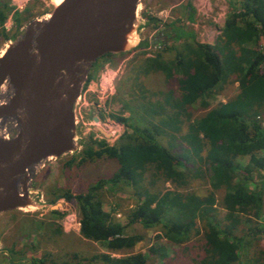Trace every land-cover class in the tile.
I'll list each match as a JSON object with an SVG mask.
<instances>
[{
	"label": "trees",
	"instance_id": "1",
	"mask_svg": "<svg viewBox=\"0 0 264 264\" xmlns=\"http://www.w3.org/2000/svg\"><path fill=\"white\" fill-rule=\"evenodd\" d=\"M232 1L214 43L195 41L194 34L184 24L177 30L176 19L164 24V30L169 27L173 30V40L182 41L175 48V55L168 58L164 52L174 47H168V39L157 41L163 49L138 62L136 68L133 66V84L142 99L129 106L128 117L112 114L113 119L123 124L122 134L111 145L105 139L97 142L89 135L83 140L81 151L65 163L81 167L106 157L116 162V170L89 183L82 192L73 194L70 188L63 187L57 189V194H53L54 190L45 192L49 203H55L58 197L74 203L80 235L110 251L82 257L75 264H148L146 254L129 252L143 236L126 234L125 225L103 208L100 190L114 189L119 184L131 186L135 196L126 224L138 223L145 229L157 227L159 237L177 245L202 234L204 256L197 264H240L244 243L264 231L261 223L264 181L256 184L253 180L254 173L264 172V51L259 47L264 37V0ZM188 8L189 19L194 9L190 4ZM9 10L6 1L0 2V24ZM26 17L23 13L15 15L16 32ZM147 20L157 21L151 16ZM155 27L160 28L158 24ZM15 35L0 30L4 40ZM139 45L147 46V42ZM112 55L102 57L107 60ZM157 72L166 81L175 79L177 87L154 91L160 95L159 99L145 98L144 80H150ZM229 74L236 76L238 93L215 105L204 101V96L219 87ZM118 84L115 83L116 90L120 89ZM198 99L202 100L204 112L196 116L193 105ZM122 102L126 107L128 102L123 99ZM243 156H248L249 162L241 166L237 158ZM199 176L210 184L208 195L164 191L161 185L170 182L182 186ZM220 189L224 193L222 218L213 208V194ZM48 215L55 219L63 212L55 209ZM43 225L34 219L21 221L20 236L29 238L34 234L35 237ZM54 230L55 234H62L58 226ZM14 244L4 249L7 252L4 263H24L21 256L15 258L12 254L26 252L34 246L22 245L25 249L21 251ZM113 253L122 255L116 257ZM48 255L34 257L31 262L38 264ZM246 263L264 264V256H251Z\"/></svg>",
	"mask_w": 264,
	"mask_h": 264
},
{
	"label": "rangeland",
	"instance_id": "2",
	"mask_svg": "<svg viewBox=\"0 0 264 264\" xmlns=\"http://www.w3.org/2000/svg\"><path fill=\"white\" fill-rule=\"evenodd\" d=\"M4 1L8 3L9 7L10 0H0V2ZM194 1L195 0H140L137 6V19L139 26L135 39L131 43V48L127 51L113 54L107 58V60L104 57H100L92 64L88 73L90 78L86 81V83L92 86L104 64L109 63L111 66L121 65V70L116 79L117 84L119 83L118 86H120V89L117 88L116 90L115 86L113 94L109 95L101 102V106L105 107L107 113H105L106 116L103 114L102 117L100 116L101 118H104V120L102 119L100 127L96 128L87 124L90 122L91 116L96 115L97 113L99 114V111H96V105L91 103V105L84 108L82 120L87 123L84 125L79 120V123L76 125V141L79 143V148L76 152L66 153L57 158H50L49 160L44 161L42 165L37 164L30 167V180L28 183L30 195L33 199L43 201H40V203H45L46 206L40 208L25 207L23 209H14L0 213V264L1 262L2 264H8V262L4 263L6 261L4 258L7 256V252L4 251V249L14 243V245H16V249H20L21 251H23L22 249H25L22 248V245H34L31 250L27 249L26 252H15L12 254L15 258L17 256H21L24 259V263L22 262L21 264H35L31 262L32 258L43 257L45 254L50 255L38 264H64L65 262H72V264H75V262L82 257H88L95 253L110 252L102 244L84 239L80 235L79 228L78 230L74 228H72V230H67V227V229L63 228L62 222L66 214H72L76 220L78 219L76 207L74 203L69 202L62 197H58L55 203H49L45 192L47 190H54L53 194H57V189L61 187L70 188L73 194L82 192L89 183L94 182L99 177L109 176L116 170V162L113 159L106 157L87 162L81 167H76L75 163L71 166H66L65 163L72 156L77 155L81 151L83 148V140L85 141L89 135H91L93 140H96L97 142L101 141V134L99 132L100 128L108 131L110 126L115 124L121 129H125L122 123H117V121L112 118V114L128 117L130 115L129 106L134 104V101L142 99L140 98L141 93L139 89L133 84L135 72L132 68L134 65V68H136L137 63L142 61L144 58L152 57L156 51L163 49V45H159V43L154 40V38H156V33L159 30L155 27L156 24L165 29L164 24L175 22L176 19L177 22L174 24L176 29L184 24V26L190 29L194 34L195 41L210 44L214 43L216 37L220 33H218L216 28L214 29V27H217L219 23L217 22L216 24L214 22L213 24L212 20H216L221 13L217 16V14L213 12H222L227 9L230 11V4H228L229 7H227L224 0H210L211 4L216 3V7L211 6L212 10L208 12L205 17L198 15L197 17L201 19L202 23L197 22L195 26L189 22L190 20L187 21V16L190 11L188 4L192 5L194 12H196L193 4ZM225 1L229 3L230 0ZM238 1L239 0H233L232 3H238ZM54 7L55 0H30L25 5L23 10L19 12L27 16L26 21L23 22L17 32L15 30L8 32L9 35L16 33L14 37H11V40L17 38L30 21L36 18H43L47 13H50ZM147 16H151L157 21L148 22ZM210 17L213 19L210 20ZM221 17L222 16L220 15V18ZM208 19L212 21L211 25L203 22V20L206 21ZM203 23L204 28H212L211 33L209 32V34L206 35L205 32H203V27L201 26ZM169 34L171 35V39L168 38V47H174V49L166 50L164 52L166 58L173 57L175 55L174 50L182 41L181 39L173 40L175 37L173 30L169 32ZM189 39L190 38L187 40ZM140 41L147 42V46L145 45L140 47ZM7 42L8 40H4L0 37V53L5 49ZM153 44H156L155 49ZM149 46L154 49L151 56H147L145 51V48ZM259 47L262 51H264V37L261 39ZM159 73H154L150 80L145 76L142 77L143 80L145 78L148 79L144 80L147 82L145 83L146 86L144 93H142L145 95V98L159 99L160 95H155L154 91L177 87L175 79L166 81L163 74ZM125 78L127 79L124 80ZM238 91L239 89L236 76L229 74L219 87L217 86L214 91L210 92L207 96H204L203 99L210 105H215L218 102H225L229 98H232L238 93ZM89 98L91 102L95 101V103H99L95 100L94 96L89 95ZM122 99L125 102H128L126 107H124ZM201 101L202 100L198 99L195 105H193L195 108L194 115L196 116L204 112ZM8 123L9 121L5 122V124ZM107 141L106 142L110 145L115 142L113 138H110ZM237 159V163L241 166L246 165L249 162L248 156L239 157ZM253 180L256 184L263 183L264 172H261V174L254 173ZM158 185L160 186L159 183ZM161 185L164 191L174 189L180 192H194L201 196L208 195L211 191L208 180L205 177L200 176L194 180H190V182L182 186H177V184L170 182H164ZM250 185L252 186L254 183L250 182ZM133 193V188L125 184H119L114 189L102 188L100 190L103 208L110 212L116 221L125 225V233L140 234L143 236V239L137 242V244L130 249L129 252H142L146 254L148 264H197V262L204 256V240L201 237V233L194 235L186 242L177 245L170 243L163 237H159L160 232L157 227L145 229L138 223L126 224L127 215L135 205V196ZM223 194L222 189L213 194V208L215 210V214L220 218L225 215V209L223 208L222 203ZM57 204L59 205L56 210L62 211L63 215L59 218L53 219L48 214L50 210H52L50 207ZM26 219H34L38 222L40 221L44 223L43 227L38 229L39 231L37 230V235H35V237L34 234L29 238L20 236L21 232L19 230L21 227V221ZM261 223H264V220H262ZM56 226L61 229L62 234H55L54 229ZM200 232H202V228H200ZM31 240L33 243H31ZM74 253H76V257L73 256ZM112 255L117 257L122 254L113 253ZM251 256L254 258L257 256L262 258L264 256V231L259 234H255V237L244 243L240 257V264H247V259L251 258ZM100 264L104 263L101 262Z\"/></svg>",
	"mask_w": 264,
	"mask_h": 264
},
{
	"label": "water",
	"instance_id": "3",
	"mask_svg": "<svg viewBox=\"0 0 264 264\" xmlns=\"http://www.w3.org/2000/svg\"><path fill=\"white\" fill-rule=\"evenodd\" d=\"M139 1L63 0L8 40L0 56V213L46 206L30 195V167L77 151V98L98 58L131 48ZM7 121L18 129L9 139Z\"/></svg>",
	"mask_w": 264,
	"mask_h": 264
},
{
	"label": "built area",
	"instance_id": "4",
	"mask_svg": "<svg viewBox=\"0 0 264 264\" xmlns=\"http://www.w3.org/2000/svg\"><path fill=\"white\" fill-rule=\"evenodd\" d=\"M30 0H10L9 7L10 11L7 13L5 19L3 22L0 24V30H4L6 33L10 31L15 30V22H14V17L17 13L21 12L25 5L29 2ZM194 8L196 9V13L200 15L201 17H205V15L208 14L212 10L213 4H211L210 0H195L194 1ZM212 6V7H211ZM222 15V13H221ZM220 17V15H219ZM217 24L218 20H213ZM209 28V27H208ZM217 29L218 33H220L221 26L218 25L217 27L215 26L214 29ZM211 31H206V35L209 34ZM9 40V39H7ZM156 44H153L154 49L156 48ZM152 47H146L145 51L147 56H151L152 52L154 51ZM121 70V65L119 66H111L109 63L104 64V66L101 68V71L97 75L95 79V83L92 85L88 84L85 82V84L82 87L81 93L79 94L76 104H75V117H76V122L77 124L79 123V120L85 125L87 122L83 121V113H84V108L88 105H91L93 103L96 105V111H99V114L97 113L96 115H93L90 117V122L87 124H90L93 127H100V124L102 123L101 118L103 115L106 116L105 113L107 111L105 110V107H102V101L108 97L109 95L113 94L115 90V82L118 77V74ZM89 95L94 96L95 100H97L99 103H95V101H90ZM92 98V97H91ZM103 114V115H102ZM101 116V117H100ZM106 120V119H105ZM118 123V122H117ZM105 124V123H104ZM115 126V128H114ZM113 127V128H112ZM101 130L102 128L99 129V132L101 134V139H107L109 140L110 138H113V140H117L119 136L122 134L124 129H121L117 125H111L108 131L105 129L103 130L107 135H105ZM17 125L15 123L9 122L8 124H5L2 127V135L6 138H12L15 136L17 133ZM106 140V141H107ZM108 142V141H107ZM79 148V146H78ZM40 200V199H39ZM41 201V200H40ZM43 202V201H41ZM63 228L67 230H72V228L78 230L80 227V223L78 219L74 217L72 214H66L65 218L62 222ZM67 227V228H66Z\"/></svg>",
	"mask_w": 264,
	"mask_h": 264
},
{
	"label": "crops",
	"instance_id": "5",
	"mask_svg": "<svg viewBox=\"0 0 264 264\" xmlns=\"http://www.w3.org/2000/svg\"><path fill=\"white\" fill-rule=\"evenodd\" d=\"M224 2H225V4H226V6L229 7V6H228L229 3H227L225 0H224ZM214 4H215V5H214ZM213 6L216 7V3H213ZM228 12H229L228 9H227V10H223L222 12H217V11H214V12H213V13L217 14V16H218V14L222 13V15L220 14V15L222 16L221 18H220V17H217V18H216V19L218 20V23H219L218 25H220L221 27H222V25H223V22H224L225 16L227 15ZM211 15H212V14H211ZM197 16H198V13H196V12L193 13V12H192L191 18H189V19H188V17H189V14H188V16H187V21L191 20V21H189V22H190L191 24L195 25V26H196V23H197V22H198V23H200V22L202 23L201 19L198 18ZM211 17H212V16H211ZM211 17L209 18L210 20L213 19V18L211 19ZM209 19L206 20V21L203 20V22H204V23H208L209 25H211V22H212L213 20L210 21ZM204 23L201 25L202 27H203ZM211 29H212L211 27H209V28H204V27H203V28H202V30H203V32H205V34H206V31H209V30L211 31ZM202 30H201V31H202Z\"/></svg>",
	"mask_w": 264,
	"mask_h": 264
},
{
	"label": "bare ground",
	"instance_id": "6",
	"mask_svg": "<svg viewBox=\"0 0 264 264\" xmlns=\"http://www.w3.org/2000/svg\"><path fill=\"white\" fill-rule=\"evenodd\" d=\"M63 0H55V6L59 5L60 3H62ZM49 13H47L45 15V18H48L49 17ZM134 41V33L131 32L128 34V36L126 37V42L127 44H131L132 42ZM4 50L0 53V56L3 54ZM7 91V83H3L1 86H0V97L1 96H4L5 95V92ZM30 207H33L34 206H30ZM23 209V208H22Z\"/></svg>",
	"mask_w": 264,
	"mask_h": 264
},
{
	"label": "flooded vegetation",
	"instance_id": "7",
	"mask_svg": "<svg viewBox=\"0 0 264 264\" xmlns=\"http://www.w3.org/2000/svg\"><path fill=\"white\" fill-rule=\"evenodd\" d=\"M159 30L156 33V38H154V40L156 42L160 41V40H167L168 38L171 39V35H170L171 33L168 34L169 32H171V28L170 27L167 30H164L163 28L160 27Z\"/></svg>",
	"mask_w": 264,
	"mask_h": 264
}]
</instances>
